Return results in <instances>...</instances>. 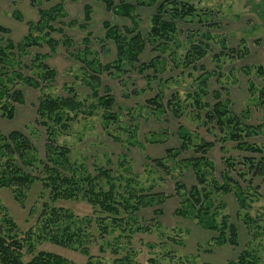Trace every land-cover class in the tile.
I'll list each match as a JSON object with an SVG mask.
<instances>
[{
	"label": "rangeland",
	"instance_id": "374dc122",
	"mask_svg": "<svg viewBox=\"0 0 264 264\" xmlns=\"http://www.w3.org/2000/svg\"><path fill=\"white\" fill-rule=\"evenodd\" d=\"M58 0H35L36 5H31L30 0H0V26L9 29L6 38L17 43L26 35V21L38 20V8H48ZM133 2V0H129ZM136 7L135 13L139 17V32L145 38L150 26V18L155 13L157 5ZM193 5L195 12L190 18L174 20L176 26L175 41L179 44L174 56V63L166 59L164 70L153 72L152 69L139 73L135 68H126L119 77L116 74L101 75V86H108L114 97L112 112L116 119L105 124L101 118L100 110L91 117L80 116L75 120L68 135H60L57 143L70 149V161L95 175L94 168L110 170L115 175L120 164L126 165L138 176L139 181L148 187L155 185L156 192L169 195L168 200L162 206L163 215L159 218L160 227L151 222V210L143 209L139 212L143 226H150L149 231L137 232L133 239L126 243L117 240L119 235L116 230L100 237L96 231L91 206L85 201L58 200L50 203L52 206L68 209L76 218H90L91 236L85 244L88 255L93 260L101 263L112 264L116 258H122L125 252L131 251L132 264H148L149 258H154L161 264H221L233 259L243 249H252L257 253L260 264H264V182L257 178L253 186L259 187L258 200L255 197L247 198L246 209L238 207L235 192L217 193L212 195L214 204L219 203L222 209L216 217L219 222L225 216L229 223L237 228L238 246L229 244L216 246L210 241L212 233L203 230L194 217L187 214L176 215L174 212L183 206L174 192V183L184 184L188 190L196 184L191 170L183 169L181 174L172 170L171 174L164 172L153 165L151 159H159L165 156V149L178 148L180 140L177 136L178 126L182 125L189 130L198 141L211 142L212 149L208 158L214 163V175L221 183L219 176L223 157H232L236 162L241 161L243 153L234 149L231 142H225V152L220 151L218 134L214 125L204 126V121L194 119L196 110L190 106L191 93L198 84V76L202 74L199 66L191 68L182 66L185 52L190 44H203L207 47L206 56L199 62L209 73L207 89L208 95L203 99L209 105L214 103L213 92H218L222 100H229V109L235 113L248 111L247 122L252 125L259 123L264 125V98H261L260 90H264V76L257 74L255 66L261 65L264 69V0H176ZM119 0H114L118 4ZM91 6L90 20H84V5ZM64 10L68 20H76L78 23H86L87 31L91 33L89 47L98 53L102 64L111 63L116 57L115 46L111 40H105L103 22H109L119 27L130 26L127 18L115 16L105 10L103 4L92 0H66ZM168 9V8H167ZM14 13L20 15L21 21L15 19ZM169 20L168 11L162 15ZM65 35L73 41V46L68 51L59 46L56 52L51 53L44 44L42 47H31L27 56L22 58L24 66H28L34 53L45 55L44 62L56 71L55 82L44 87V92L52 97H67L65 87L73 88L78 98L89 96L90 90L84 82L82 66L73 57L82 50L81 40L84 32L77 26H61ZM52 37L59 40L61 36L53 33ZM246 47L247 53L242 57L237 56L236 51ZM205 49V48H203ZM157 53L147 45L139 56L140 63H147ZM252 67L250 75H244L242 68ZM23 72L29 75L24 67ZM146 76L152 78L147 83ZM252 82L254 91L248 92V82ZM101 88V92H102ZM19 89L24 94V104L15 106L13 119L8 120L0 116V131L7 135L16 130L22 132L30 139L43 158L44 135L42 128L35 123L37 99L39 90L24 85ZM158 91L163 94V112L159 113L148 100L152 99ZM177 95L180 105L186 106L182 110V116L175 117L167 100ZM90 103V100L88 101ZM189 105V106H188ZM201 110L200 115H203ZM250 142L261 147L264 146V132L250 138ZM191 152L182 153L178 159L191 156ZM240 164L236 169H240ZM175 176V179L172 177ZM235 182L240 188H245V182L232 173ZM248 179V178H247ZM252 189V188H251ZM40 182H35L26 193L23 202H18L7 187L0 188V207L4 206L6 213L24 233L28 229L34 230L37 225V217L41 210L42 202L48 201L47 192H43ZM250 193V192H249ZM251 196V193L248 194ZM247 195V196H248ZM185 206V205H184ZM5 212L0 208V218ZM245 213L251 220H247ZM249 225L250 227H248ZM22 236V234H21ZM153 246L150 248L149 246ZM48 251L58 254L76 264H85L88 255L71 249L59 247L48 242L36 246L37 251ZM166 252H169L167 256ZM24 260H29L31 255L24 249ZM134 253V254H133Z\"/></svg>",
	"mask_w": 264,
	"mask_h": 264
},
{
	"label": "trees",
	"instance_id": "16d2710c",
	"mask_svg": "<svg viewBox=\"0 0 264 264\" xmlns=\"http://www.w3.org/2000/svg\"><path fill=\"white\" fill-rule=\"evenodd\" d=\"M57 3L48 8H38V20L26 21L27 32L21 41L15 43L6 38L9 29L0 26V116L8 120L15 115V106L24 104L25 98L20 85L39 90L37 99L35 123L42 128L44 135L43 158H40L34 144L22 132L13 130L7 135L0 131V188L7 187L18 202H23L26 193L35 182H40L43 192H47L48 201H43L37 217V225L34 230L28 229L21 233L14 220L4 206L0 207L5 212L0 218V264H76L68 259L48 251H37L36 246L43 242L81 252L88 255L85 244L90 242V218H76L68 209L52 206L58 200H79L88 203L95 214L94 222L96 231L100 237L119 231L115 237L129 243L134 235L140 231H149L150 226H143L139 212L143 209L151 210V222L160 227L159 218L163 215L162 206L166 203L169 195L155 191V185L145 187L138 176L121 162V170L113 175L110 170L94 168L95 175L89 174L82 166L70 161V149L57 143L60 135H68L72 123L80 116L91 117L97 110L101 112L102 121L107 124L115 120L116 115L112 112L114 97L108 86H101L102 74H116L119 77L126 68H135L141 74L152 69L153 72L164 70L166 59L174 63L179 44L176 43V26L174 20H184L194 15L193 5L176 0H163L150 18V26L146 37L139 32V17L135 13L136 7H150L160 0H92L103 4L105 9L115 16L127 18L130 26L119 27L109 22H103L105 40H111L115 46L116 57L111 63L102 64L98 53L89 47L91 33L87 31L86 23H78L76 20H68L64 10V2ZM31 5H36L35 0H30ZM168 8V9H167ZM84 20H90L91 6L85 4ZM168 11L169 20L163 19L162 15ZM15 19L23 18L14 13ZM61 26H77L84 32L81 40L82 50L73 57L82 66L84 82L90 90L88 97L78 98L73 88L65 87L67 97H52L44 92V87L55 82L56 71L45 62V55L34 53L28 66H24L22 58L27 56L31 47L40 48L44 44L51 53L56 52L59 46L66 51L73 46V41L65 35ZM53 33L61 36L59 40L52 37ZM149 45L154 53H157L147 63H140L139 56ZM205 48V49H203ZM207 47L203 44H190L182 57V66L195 68L199 66L202 74L198 76L196 88L187 94L192 98L190 104L196 110L193 116L196 120H203L204 126L213 124L218 140L220 151L225 152V142H231L234 149L244 155L241 161L236 162L232 157H223L220 171L221 183L214 175V163L208 158L213 147L211 142L197 141L189 130L182 125L178 126L177 136L180 140L178 148L165 149V156L159 159H151L155 167L160 168L164 174L183 169L191 170L196 184L188 190L184 184L174 183V192L183 206L177 209L176 215L189 214L197 221V224L206 231L212 233L210 241L216 246L229 244L238 246V231L235 226L228 222L225 216L219 222L216 217L220 215L222 206L214 204L212 195L217 193L235 192L238 207L246 209V200L255 197L258 200L259 187L253 186L255 179L260 178L264 182V146L253 144L250 138L261 135L264 125L259 123L252 125L247 122L248 111L243 110L235 113L229 109V100H222L218 92H213L214 103L209 105L203 101L208 95L207 83L209 73L199 62L206 56ZM237 56L242 57L247 53L243 47L236 51ZM27 68L29 75L23 72ZM252 67L244 66L242 73L250 75ZM257 74L264 76L261 65L255 66ZM147 83L152 78L146 76ZM102 88V92L100 91ZM254 86L248 82V92L252 93ZM261 98H264V90H260ZM90 100V103L88 101ZM163 94L158 91L148 100L155 109L163 112ZM189 106V105H188ZM167 107L175 117L182 116V107L177 95L173 94L167 100ZM201 110L204 111L200 115ZM184 152L192 155L184 159H178ZM240 164V169L236 165ZM235 173L237 178L245 182L246 187L240 188L232 177ZM175 179V176L172 177ZM248 178V179H247ZM252 188V189H251ZM251 193V196L248 195ZM248 195V196H247ZM264 198V197H263ZM1 204V202H0ZM185 205V206H184ZM247 220H251L245 213ZM250 227L249 225H247ZM22 234V236H21ZM87 240V241H86ZM152 248L153 246H149ZM24 249L31 255L29 260H24ZM131 251L125 252L121 258L113 260L112 264H132ZM134 254V253H133ZM169 256V252H166ZM148 264H161L154 258H149ZM85 264H105L100 260H93L88 255ZM203 264V263H200ZM212 264V263H205ZM221 264H260L259 256L252 249H243L233 259Z\"/></svg>",
	"mask_w": 264,
	"mask_h": 264
},
{
	"label": "crops",
	"instance_id": "0c3cea01",
	"mask_svg": "<svg viewBox=\"0 0 264 264\" xmlns=\"http://www.w3.org/2000/svg\"><path fill=\"white\" fill-rule=\"evenodd\" d=\"M105 8V7H104ZM106 10V9H105Z\"/></svg>",
	"mask_w": 264,
	"mask_h": 264
}]
</instances>
